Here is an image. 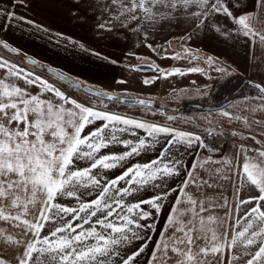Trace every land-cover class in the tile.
Returning <instances> with one entry per match:
<instances>
[{
	"label": "snow or ice",
	"instance_id": "6c2138e0",
	"mask_svg": "<svg viewBox=\"0 0 264 264\" xmlns=\"http://www.w3.org/2000/svg\"><path fill=\"white\" fill-rule=\"evenodd\" d=\"M74 3L78 19L93 18L97 30L131 44L123 59L104 56L106 61H146L126 65L131 71L156 73L144 78L146 86L186 73L161 68L134 48L147 47L162 59L191 63L198 58L188 47L167 55L171 40L162 44L149 40L158 26L182 29L174 39L184 45L203 32H213L225 44L246 45L249 60L264 63L255 55L257 48H264V0ZM20 6L28 7V0H0L3 30L19 19L38 31H51L18 16L15 9ZM55 35L70 40L62 33ZM0 45V51H20L3 37ZM205 63L217 73H230L233 67L215 65L212 56ZM27 64L36 66L39 61L29 56ZM0 70L4 72L0 78V220L19 229L15 235L3 236V242L19 252L15 264H142L141 258L143 264H264V119L253 118L264 111V81L250 83L255 91L244 97L242 106L230 103L239 112L218 109L221 116L241 121L247 135L222 128H207L201 134L112 111L105 99L150 106L144 100H124L83 87L71 74L53 67L46 69L49 79L0 55ZM187 72L204 73V69L192 67ZM27 86L39 88V94ZM69 90L83 91L88 101ZM217 136L224 138L219 145ZM225 144L229 149L221 154ZM117 146L125 151L101 154ZM150 152L155 155L147 161L129 164L131 158ZM115 169H121L118 175L108 174ZM226 183L231 185V196ZM208 189L215 191L209 194ZM0 264L7 262L0 258Z\"/></svg>",
	"mask_w": 264,
	"mask_h": 264
},
{
	"label": "crops",
	"instance_id": "0c3cea01",
	"mask_svg": "<svg viewBox=\"0 0 264 264\" xmlns=\"http://www.w3.org/2000/svg\"><path fill=\"white\" fill-rule=\"evenodd\" d=\"M15 11L18 16H24L22 11L17 10V8ZM29 13L33 17L36 15L35 11L33 13L29 11ZM30 15L29 18H25L33 20L38 24L35 19L36 17L32 18ZM91 19L93 21V18ZM88 21L90 22V19ZM181 31L182 29L176 27L165 26L164 28H160L158 26L149 36V40L156 44H162L166 40H171L172 43L168 46L169 52L167 53L169 56L176 52H183L184 47H188L194 52L195 56L198 57L191 63L186 59H162L160 56L151 52L147 47L143 46H138L133 50L141 57H150L151 62L156 63L161 68L166 70L180 68L182 71H185L186 74L172 75L167 79H159L155 83L146 86L143 84L144 78L146 76L156 75V73L148 71L137 72L126 68V65L129 63L139 65L146 63V61L124 59L123 63L112 64L105 60L106 62L104 61L103 63L107 65H104L102 68L104 72L101 76L102 78L89 77V79L84 82L98 91H107L112 95L122 97L150 100L154 103L147 108L138 105L120 104V106H124L123 108L131 109L115 110V112L128 115L135 119L147 121L149 119H157L156 113L162 112L166 114L165 119H167L169 115L173 116L174 119H181L177 124L183 127L185 126L203 131L207 128H222L226 131L235 130L247 135L248 130L241 121L229 120L221 116L218 109L224 108L232 112H239L240 109L236 104H232V106L229 107L230 103L236 101L242 106L245 103L244 97L251 96L254 93L255 90L250 87V83L264 81V63H260V61L256 60L250 61L245 55L246 45L225 44L217 35L210 31L201 33L196 39L184 45L182 41L174 39V37L180 35ZM44 34L46 37V33L43 31V35ZM47 35L49 39L42 40L41 30L38 31L34 25H29L25 21H20L19 19L13 22L12 26L6 31L3 30V25L0 24V37H3L4 42H10V44L15 46L18 50L37 60H41V56L31 54V44L37 46V52H41V44L45 45H43L44 47L42 48L47 51H59V49L62 48L53 46L51 43L55 42L54 39L51 40L50 37L52 36L49 34ZM66 36L70 39L73 38L69 34ZM118 40L120 41L119 45L121 48L119 55H117L118 57H109L121 60L124 57V53L131 47V44L123 40V38ZM132 40L136 41L135 34L132 35ZM75 41L77 45L79 43L84 44L83 41L82 43L80 42V39H76ZM75 50L79 53H75L74 59L80 62L82 54L84 53L81 52L80 49ZM158 51H161V55L164 54L162 50L158 49ZM39 54L41 55V53ZM255 55L264 59V48H257ZM208 56L213 57L215 65L233 66L230 69V73H217L214 67L209 68L205 63ZM217 57L220 59L217 60ZM192 67H200L204 69V73L187 72V69ZM65 73L72 74L68 70H66ZM209 75L212 77L211 79L208 78ZM119 80H126L127 83L119 84L117 83ZM248 102L250 103L251 101ZM178 105L181 106V109H178ZM209 113H211V115H208ZM253 118L264 119V111L255 113ZM126 138L135 139L130 136ZM257 138L259 139L261 137ZM229 139L231 140L232 138ZM248 143L253 144L252 141H248ZM255 147L259 146L255 145ZM228 149L229 145H225L221 154L227 152ZM122 151H125V149L117 146L112 147L109 152ZM201 154L203 155L204 153L202 152ZM154 155V152H150L140 157H133L129 161L133 163H143ZM190 159V157H185L186 162L190 161Z\"/></svg>",
	"mask_w": 264,
	"mask_h": 264
},
{
	"label": "rangeland",
	"instance_id": "374dc122",
	"mask_svg": "<svg viewBox=\"0 0 264 264\" xmlns=\"http://www.w3.org/2000/svg\"><path fill=\"white\" fill-rule=\"evenodd\" d=\"M28 3H29L28 7L20 6L17 7V10L22 11V14L26 18H29L30 15L29 11L32 13L35 11L36 15L35 14L34 15L36 18L33 17L32 15L30 16L32 18H35L39 25L43 26L44 28H48V29L50 28L51 30L49 33H46V37L45 34L43 35V31L41 30L42 33L41 39L42 40L49 39V36L47 35L49 34L52 36L50 37L51 40L54 39L55 41L54 43L51 44L56 48L62 47L61 49H59V51L55 50L56 52L53 50L47 51L44 48H42L45 45L41 44L42 45L41 52L39 51L37 52L38 50L37 46L35 44H31L30 47L31 54L35 56H41V60H38L39 64L47 67H53L56 70L61 71L63 73H65L66 70H68L69 72L72 73L71 74L72 78L74 80H77V82H82L83 86L91 87L84 82L85 80L89 79V77L102 78L101 76L104 74L102 68L104 65H107L103 63L105 61L103 57L104 56L118 57L117 55H119V51L121 49L119 45L120 41L110 33H104L97 30L94 27V23L91 18H89L90 22L89 21L84 22L78 19L73 14V11L78 7V5L74 3V0H28ZM56 33H62L65 36L69 34L73 38H71L69 41H65L64 39H58L57 36L55 35ZM76 39H80L81 43L83 41L84 43L83 45L85 46L84 49L79 47L80 43L77 45V42L75 41ZM75 49L77 50L80 49L81 52L84 53L82 54V58L80 62L74 59L75 53H79L76 52ZM85 49H90L94 52L102 53L103 55L96 56L93 55L91 51H86ZM19 53H20L19 56L18 55L15 56L7 53L6 51H0V55H7L10 60H14L18 65L25 67L26 70L33 71L37 74L45 76L46 78L52 79L51 75H48L44 71H41L24 62L23 58L29 57L30 55H27L26 53H23L21 51H19ZM39 53H41V55ZM66 74H70V73H66ZM0 78H4V72L2 70H0ZM16 83L22 87H26L24 82L21 80H16ZM27 87H29V90L33 94H39V88L34 86H27ZM69 92L72 96L80 100H83L85 102L88 101L87 94L82 92L81 90H69ZM125 98H130V97H125ZM92 99L93 101H96L97 98L93 97ZM104 102L108 105L109 109L112 111L119 109H131V108H123L124 106H120V104H116L115 102L112 101L104 100ZM100 107L102 108L103 104H101ZM178 109H181L180 105H178ZM165 115L166 114L162 112H158L156 113L157 119H149L148 121L163 123V124H171L173 127L176 126L179 128H183L185 131L186 130L203 131L195 128H188L185 126L183 127L180 124H177L178 121H180L181 119H174L173 121H169L168 119H165ZM137 120H143V119H137ZM85 132H87V129H85ZM110 149L111 148L102 150L101 154H103V152H109ZM131 163L133 162L129 161V164ZM120 171L121 169L109 170L108 174L118 175ZM207 191L209 194H212L214 193L215 190L208 189ZM226 191L228 195L231 196L232 190L230 184L226 183ZM148 194L149 193H146L145 195ZM218 211L221 214L223 212V210H218ZM163 219L164 217L161 216L160 223H163ZM18 231L19 229L13 227L12 224H10L9 222L0 220V258L5 259L7 264H15L14 257L18 256L19 252L16 251L14 248L6 245L3 242V236L7 234L15 235ZM141 259L143 264V258Z\"/></svg>",
	"mask_w": 264,
	"mask_h": 264
},
{
	"label": "water",
	"instance_id": "95a60500",
	"mask_svg": "<svg viewBox=\"0 0 264 264\" xmlns=\"http://www.w3.org/2000/svg\"><path fill=\"white\" fill-rule=\"evenodd\" d=\"M0 47L2 48V45H0ZM4 51H6V50H4ZM9 54H11V55H15V56H17L18 54H19V52L18 53H15V54H13V53H9ZM23 60H24V62L27 64V57H25V58H23ZM30 66H33V65H30ZM33 67H35V68H37V69H39V70H41V71H44L45 73H47V71H46V69H47V66H42V65H40V64H38V65H36V66H33ZM145 71H147V70H145ZM48 75H51V74H49V73H47ZM79 83V82H78ZM83 86V85H82ZM83 87H87V88H91V87H88V86H83ZM93 89V88H92ZM95 90V89H94ZM95 91H98V90H95ZM83 92V91H82ZM117 96V95H116ZM121 99H124V100H144V99H134V98H125V97H121ZM106 100V99H105ZM144 101H146V103L149 105V106H152L154 103L152 102V101H150V100H144ZM112 102H114V101H112ZM125 104H127V103H125ZM127 105H134V104H127Z\"/></svg>",
	"mask_w": 264,
	"mask_h": 264
},
{
	"label": "built area",
	"instance_id": "2783aa9c",
	"mask_svg": "<svg viewBox=\"0 0 264 264\" xmlns=\"http://www.w3.org/2000/svg\"><path fill=\"white\" fill-rule=\"evenodd\" d=\"M176 128H179V127H176ZM179 129L184 130L183 128H179ZM186 131H192V130H186ZM196 132L203 134L204 131H196ZM223 139L224 138L222 136H217L215 137V142L219 145L221 142H223ZM208 142H212V138H209Z\"/></svg>",
	"mask_w": 264,
	"mask_h": 264
},
{
	"label": "trees",
	"instance_id": "16d2710c",
	"mask_svg": "<svg viewBox=\"0 0 264 264\" xmlns=\"http://www.w3.org/2000/svg\"><path fill=\"white\" fill-rule=\"evenodd\" d=\"M20 55V53L18 54V56ZM41 65V64H40ZM42 66H44V65H42Z\"/></svg>",
	"mask_w": 264,
	"mask_h": 264
}]
</instances>
